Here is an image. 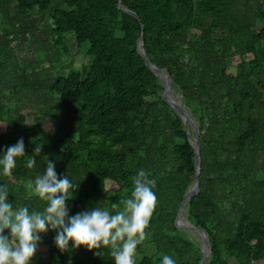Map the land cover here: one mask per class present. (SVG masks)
Here are the masks:
<instances>
[{
  "label": "trees",
  "instance_id": "trees-1",
  "mask_svg": "<svg viewBox=\"0 0 264 264\" xmlns=\"http://www.w3.org/2000/svg\"><path fill=\"white\" fill-rule=\"evenodd\" d=\"M118 1L0 0V158L21 138L25 145L11 176L0 169L8 201L42 210L33 186L50 160L58 178L68 175L74 185L70 217L95 201L111 210L143 170L156 182L157 205L135 264H162L164 255L199 264L200 244L176 220L194 183L195 152L161 81L136 51L142 33L146 56L171 76L198 122L199 190L185 217L209 237L208 264L264 261V0H120L140 21ZM34 11L57 51L65 52L72 35L87 44L90 64L52 79L26 69L12 43L34 34L25 20ZM56 234L50 227L40 234L47 257L35 254L31 264H114L110 248L73 249L70 242L61 252Z\"/></svg>",
  "mask_w": 264,
  "mask_h": 264
},
{
  "label": "clouds",
  "instance_id": "clouds-1",
  "mask_svg": "<svg viewBox=\"0 0 264 264\" xmlns=\"http://www.w3.org/2000/svg\"><path fill=\"white\" fill-rule=\"evenodd\" d=\"M41 145L34 149V155L27 161L32 168ZM25 156L23 138L9 146L2 158V175L11 176L16 166V158ZM133 190L119 203H112L111 210L96 206L95 209L69 216L66 201L69 190L74 187L68 175L58 178L55 165L47 160L46 170L34 180V194L45 206L42 210L29 212L28 207L14 209L8 201L9 191L6 185L0 186V264H31L40 243V234L49 227L56 230V247L66 252L71 246H81L89 251L110 248L114 264H135L137 246L147 239L146 229L157 205V197L152 190L155 180L149 179L145 171L140 170L132 178ZM10 230V235H5ZM162 264H175V260L164 255Z\"/></svg>",
  "mask_w": 264,
  "mask_h": 264
},
{
  "label": "rangeland",
  "instance_id": "rangeland-1",
  "mask_svg": "<svg viewBox=\"0 0 264 264\" xmlns=\"http://www.w3.org/2000/svg\"><path fill=\"white\" fill-rule=\"evenodd\" d=\"M25 20L27 22L26 25L36 28L34 34L32 36L29 34L27 37L29 40H24L21 36L16 37L13 40L12 48L17 59L20 63L22 62V65L26 67V69H30L29 65H33L40 74V78L52 79L59 75L67 76L69 72L82 70L90 64L91 59L87 55V44L79 46L76 44L72 35H67L64 39L66 50L65 52H59L57 51L58 49H55L51 37L46 35L44 30L45 19L40 18L34 11L30 13V16ZM237 61V58L233 60L234 65ZM231 71L234 72L235 68H232ZM1 132H3L2 125H0V133ZM96 206L105 208L100 201H95L93 209H95ZM187 234L201 245L200 239L198 240L191 233ZM47 250L46 243L41 238L36 256L45 260L47 257ZM230 264L237 263L231 260ZM253 264H264V261L254 262Z\"/></svg>",
  "mask_w": 264,
  "mask_h": 264
},
{
  "label": "water",
  "instance_id": "water-1",
  "mask_svg": "<svg viewBox=\"0 0 264 264\" xmlns=\"http://www.w3.org/2000/svg\"><path fill=\"white\" fill-rule=\"evenodd\" d=\"M118 7L127 13L129 16L135 18L137 21H140V18L133 11L129 10L123 6L118 1ZM143 30V26L141 27ZM136 51L138 55L144 60L145 65L150 69V71L159 78L163 87L162 98L164 101L172 108V110L179 116L181 119L184 130L187 134V140L195 152V179L191 188L183 196V200L180 203L176 215V220L182 231L191 233L198 240H201L200 250H201V260L199 264H208L209 256L211 253L210 241L208 235L198 227L193 226L185 217L184 211L187 209L186 206L190 202L192 196L199 190V172H200V141H199V126L197 120L192 116L189 110L185 107L182 95L175 93L173 90V81L171 76L163 69L157 67L153 64L149 58L146 56V53L143 48V34L141 33L140 38L137 40ZM171 95H175L177 100L173 99Z\"/></svg>",
  "mask_w": 264,
  "mask_h": 264
},
{
  "label": "bare ground",
  "instance_id": "bare-ground-1",
  "mask_svg": "<svg viewBox=\"0 0 264 264\" xmlns=\"http://www.w3.org/2000/svg\"><path fill=\"white\" fill-rule=\"evenodd\" d=\"M171 97L174 98L175 100H177L175 95H171ZM184 214H186L185 211H184Z\"/></svg>",
  "mask_w": 264,
  "mask_h": 264
}]
</instances>
